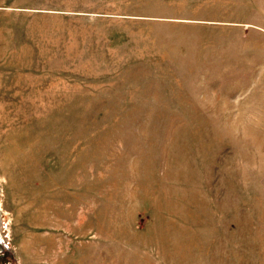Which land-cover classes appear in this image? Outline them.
<instances>
[{
  "label": "rangeland",
  "instance_id": "374dc122",
  "mask_svg": "<svg viewBox=\"0 0 264 264\" xmlns=\"http://www.w3.org/2000/svg\"><path fill=\"white\" fill-rule=\"evenodd\" d=\"M0 264H264V0H0Z\"/></svg>",
  "mask_w": 264,
  "mask_h": 264
}]
</instances>
